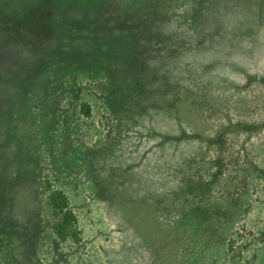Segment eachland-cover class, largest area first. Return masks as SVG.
I'll return each instance as SVG.
<instances>
[{"label":"rangeland","instance_id":"rangeland-1","mask_svg":"<svg viewBox=\"0 0 264 264\" xmlns=\"http://www.w3.org/2000/svg\"><path fill=\"white\" fill-rule=\"evenodd\" d=\"M36 1L0 0V264H264V0Z\"/></svg>","mask_w":264,"mask_h":264},{"label":"trees","instance_id":"trees-1","mask_svg":"<svg viewBox=\"0 0 264 264\" xmlns=\"http://www.w3.org/2000/svg\"><path fill=\"white\" fill-rule=\"evenodd\" d=\"M19 1L20 0H17V2ZM29 1L30 0H24V2H26L25 6L26 4L29 3ZM134 3H135V6L132 9L136 13V17L134 18L135 21L131 22L132 23L131 26L134 28V31L139 32L140 29L141 30L148 29L150 31L153 30L155 28V23L152 22V20L147 19V16H145L146 13H144V11H149L151 9L150 5L158 6V3H155L154 0H134ZM7 6H10V8L12 7L16 8L14 5H7ZM3 7L4 6H0V19H1L0 29L4 30L6 29V23L4 22V17H5L4 13L1 11V8ZM31 7L32 8H29L31 9L29 11L32 13L36 11L43 12V14H41L42 16H45V20L43 21V27L45 26V28H52L53 30L61 27V26L56 27L55 19H53L54 17L53 13H55L58 8L56 1H53V3H51L50 0H38L35 2V5H31ZM104 12L106 14V10ZM116 13H117V9H116ZM121 21L122 20L119 19L118 23H120ZM114 22L117 27V31L118 29L122 28V26H119L116 19L114 20ZM102 23H104V21H102ZM109 23L111 25V22L108 21V24ZM124 27L125 26H123V28ZM126 27H129V26H126ZM119 34L121 35V38H122L121 32ZM156 39H159V34H157ZM154 43H157V42L154 41ZM5 44L6 43L4 40L3 41L0 40V52H4L5 50H7V47ZM124 49L125 48H123V50ZM120 50L123 51L122 49ZM2 56L0 54V62L3 61ZM126 58L127 57L123 56L121 60L123 59L125 60ZM79 109L84 116H87L89 114V107L85 102H81L79 104ZM5 154L7 155L6 148L4 150H0L1 160H7L6 157L4 156ZM5 184H7V182L6 181L4 182L3 178L0 177V186H6ZM1 188H0V192H1ZM44 188L48 191L46 193V204L49 208L51 215L57 219L56 222L52 225V231L57 241H64L67 238L77 240L78 239V236H77L78 229L76 226V218L68 206V200L66 198V195L59 189H51L49 187L48 181H45Z\"/></svg>","mask_w":264,"mask_h":264},{"label":"clouds","instance_id":"clouds-1","mask_svg":"<svg viewBox=\"0 0 264 264\" xmlns=\"http://www.w3.org/2000/svg\"><path fill=\"white\" fill-rule=\"evenodd\" d=\"M259 39H261V41H264V35H261L259 37ZM257 67L259 69H264V57H261L258 61H257ZM252 71H256V69H252ZM262 74H264V72H262Z\"/></svg>","mask_w":264,"mask_h":264}]
</instances>
